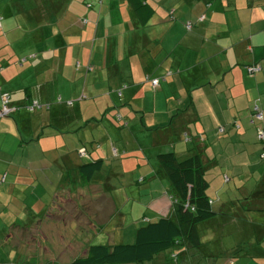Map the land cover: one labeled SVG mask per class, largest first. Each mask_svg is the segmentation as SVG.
I'll list each match as a JSON object with an SVG mask.
<instances>
[{"label": "crops", "instance_id": "1", "mask_svg": "<svg viewBox=\"0 0 264 264\" xmlns=\"http://www.w3.org/2000/svg\"><path fill=\"white\" fill-rule=\"evenodd\" d=\"M9 1L0 97L18 110L0 117V264H68L125 244L100 236L124 216L132 240L172 217L156 159L169 152L200 156L216 215L197 226L199 247L153 264H264V0ZM31 101L48 109L30 113ZM254 105L263 119L251 124Z\"/></svg>", "mask_w": 264, "mask_h": 264}, {"label": "trees", "instance_id": "2", "mask_svg": "<svg viewBox=\"0 0 264 264\" xmlns=\"http://www.w3.org/2000/svg\"><path fill=\"white\" fill-rule=\"evenodd\" d=\"M156 159L173 191V216L138 227L131 244L90 246L84 255L70 264H143L181 242L192 247L201 245L197 226L216 214L211 210L207 196L208 182L200 156L194 155L180 160L174 153L169 152L157 155ZM99 167L100 162L96 161L83 165L80 171L88 178Z\"/></svg>", "mask_w": 264, "mask_h": 264}, {"label": "built area", "instance_id": "3", "mask_svg": "<svg viewBox=\"0 0 264 264\" xmlns=\"http://www.w3.org/2000/svg\"><path fill=\"white\" fill-rule=\"evenodd\" d=\"M201 19L202 18H200V20ZM0 27H1V18H0ZM185 28H186V30L189 31L191 28V25L186 24ZM258 70H259L258 67H252V68L250 67L247 69L249 74H252ZM150 83H151L152 87H155L158 85V80L157 79L150 80ZM58 101H59V99H58ZM67 105H71V102H68ZM24 108L26 111L31 113V112L39 111L42 109H48V106L41 105L37 101H31L28 105L24 106ZM17 110H18V108L12 105L10 95L8 93L2 94L0 97V117L8 116L11 113L16 112ZM262 119H263V116H262V113L259 110L258 106H253L250 123L251 124L260 123L262 121ZM256 135H257L258 141L263 144L261 158H264V131L260 126L256 127Z\"/></svg>", "mask_w": 264, "mask_h": 264}, {"label": "rangeland", "instance_id": "4", "mask_svg": "<svg viewBox=\"0 0 264 264\" xmlns=\"http://www.w3.org/2000/svg\"><path fill=\"white\" fill-rule=\"evenodd\" d=\"M5 2H10L9 0H4ZM3 0H0V3L1 2H4ZM2 8V7H1ZM2 11V10H1ZM0 11V12H1ZM4 12H3V14L6 16V18L7 19H9V18H11V20L12 19H14V17L15 18H18V16H17V11L15 10V9H12V10H10V9H4L3 10ZM13 21V20H12ZM151 84V83H150ZM69 102V101H68ZM68 102H66V104L68 103ZM115 106L117 107L116 109H115V112H114V116H113V120H114V122H116V123H118V124H120L119 126H120V128H124L125 127V122L126 121H122L121 123H119L120 121L118 120V118H119V115L118 114H116L117 112V110L118 109H121V108H126L127 107V105H118L117 103L115 104ZM111 117H112V115H111ZM86 120H88L89 121V119H86ZM118 120V121H117ZM214 175V174H213ZM223 175V174H222ZM222 177V176H221ZM135 187H133V186H131V187H129L128 189H127V193L128 194H130V195H132V191H133V189H134ZM228 188H230V185H229V187ZM215 197V196H214ZM119 219H120V217H118V216H116L115 218H113L111 221V224H116L118 221H119ZM122 221L123 222H125L124 223V225H123V227L120 225L119 227H118V230H111V228H113L114 226L113 225H109L108 227H105L104 229H102V232H101V234H100V236L102 237L103 235H106V237H114V236H116L117 237V239L120 237V235H121V233H122V238H123V242L125 243V244H131V243H133L134 242V240H132V239H130V237H132V231H133V229H134V226H133V223L131 224V221H133V217L132 216H124V218H122ZM117 227V226H116ZM111 234V235H108V234ZM130 233H131V235H130ZM97 235V234H96ZM232 236V234H230V233H228V234H225L224 235V238L225 239H227V241H229L230 242V237ZM84 238H85V236H84ZM232 241H233V243H236L234 240H233V238H232ZM240 243H242V242H240ZM158 259H159V257H158ZM68 262V261H67ZM49 264H51V263H49ZM68 264H70V263H68ZM143 264H153V261H150V262H146V263H143Z\"/></svg>", "mask_w": 264, "mask_h": 264}]
</instances>
